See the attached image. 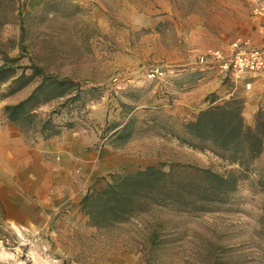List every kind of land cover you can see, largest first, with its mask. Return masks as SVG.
Returning <instances> with one entry per match:
<instances>
[{
    "label": "rangeland",
    "instance_id": "1",
    "mask_svg": "<svg viewBox=\"0 0 264 264\" xmlns=\"http://www.w3.org/2000/svg\"><path fill=\"white\" fill-rule=\"evenodd\" d=\"M72 1L48 0L30 11L25 1L17 7L16 0H0V32L17 10L21 26L18 52L15 41L1 39L0 52L15 50L10 58L20 57L19 66L33 64L45 75L70 80L84 91V106L62 105L66 99L42 104L33 124L18 127L27 141L32 147L37 139L53 141V145L59 142V136L45 140L41 134L42 121L55 111L53 122L61 134L89 136L93 151H107L116 159L113 166L86 179L70 174L66 185L72 192L80 197L88 187L103 189L110 173L149 165L162 164L167 171L174 164L193 165L221 174L237 169L209 150L179 143L167 129L179 133L183 123L209 107L188 99L185 93L191 84L201 82L200 88H206L211 99L230 97L233 81L217 68L195 71L202 69L198 57L208 49H225L239 38L253 41V0H168L171 12L164 14L154 8L152 0H129L131 8L123 0H97L82 8ZM133 5H139L141 12L147 5L154 8V13L145 11L151 18L167 16L158 23L166 58L161 50L158 54L154 41H143L158 26L157 20L144 18ZM187 39L196 44L191 46ZM210 43L221 45L210 47ZM179 47L188 58H194L190 64L168 63L167 56L172 57ZM189 67L194 68L192 73L175 76L176 71ZM166 70L161 79H148L150 73ZM41 82V78L35 79L22 94L30 95ZM242 90L252 91L239 86L237 96ZM251 107L250 114L243 111L249 125L264 110L263 97ZM131 117L134 137L112 146L111 130ZM42 156L43 163L60 159L49 149ZM43 163L34 158L18 166H32L40 174ZM263 166L264 151L255 172L241 179L222 202H208L203 210L167 206L108 228L90 225L81 211L80 198L71 201L69 190L60 192L63 185H53L42 199H0V264H264V255L257 250L264 247V184L258 182ZM157 219L167 222L159 230L157 244L152 245L148 241L150 225Z\"/></svg>",
    "mask_w": 264,
    "mask_h": 264
},
{
    "label": "trees",
    "instance_id": "2",
    "mask_svg": "<svg viewBox=\"0 0 264 264\" xmlns=\"http://www.w3.org/2000/svg\"><path fill=\"white\" fill-rule=\"evenodd\" d=\"M4 62L0 68V101L30 86L35 79H42L26 99L4 107V115L11 124L24 129L26 122L33 124L42 104L57 99H66L62 105L71 104L75 108L84 106V91L78 84L45 75L41 68L33 64L19 66L20 57L5 56ZM193 71L194 68L189 67L176 73L182 77L183 73ZM52 92L57 94L40 99L42 95ZM211 97L205 100L209 107L183 123L179 133L167 131L179 143L193 149L209 150L238 168L221 174L209 168L180 164H174L167 171L162 164H158L114 171L109 174L105 188L90 187L80 201L81 211L89 218L90 225L108 228L167 206L186 211L203 210L208 202H222L237 189L241 179L256 171V162L264 151V110H260L253 125H249L243 113L244 101L236 93L226 100L217 95L213 99ZM219 101L222 103L215 105ZM55 113L53 111L41 123V134L45 140L61 135V130L53 122ZM133 120L131 117L125 124L111 130L112 146L126 143L134 137ZM72 126L69 124V127ZM258 182L264 184V166ZM166 222V219H157L151 223L152 232L148 241L152 245L157 244L159 230ZM257 250L264 255V247L260 246Z\"/></svg>",
    "mask_w": 264,
    "mask_h": 264
},
{
    "label": "crops",
    "instance_id": "3",
    "mask_svg": "<svg viewBox=\"0 0 264 264\" xmlns=\"http://www.w3.org/2000/svg\"><path fill=\"white\" fill-rule=\"evenodd\" d=\"M5 1L12 3V0ZM20 1H25L27 8L30 11H34L35 9L41 8L45 5L48 0H16L17 7H19ZM95 1L97 2V0H73L72 2L82 8L83 6L93 5ZM152 1L154 8L158 7L156 10L159 13L164 14L171 12V6L168 0ZM123 2L126 8H131L129 0H123ZM148 7V5L143 7V11L141 12L139 5H133V9L136 12H141L144 15V18H149L148 20L151 21L157 20L155 22L156 25H158L155 28L156 30H152L150 35L144 38L143 41H154V43H156L155 46L158 54L161 50L163 54L162 58H166L164 50L161 49L159 37L161 28H159L158 23H160V21H164L163 19L165 17L167 18V16L151 18V16H147L145 14V11L154 13V8ZM15 15V18L12 17L10 21H7L3 25V29L0 32V39L3 42L15 41L17 43L16 51L18 52L21 34L20 14L18 10ZM168 19L170 20V18ZM250 37L256 45L264 44L263 38L256 32H252V29ZM187 41L191 42V46L196 44L193 40L190 41V39H187ZM218 45L221 44H209L210 47H217ZM223 48L224 47L220 49ZM15 53V50H13L10 54L0 52V68L5 64L4 57H12ZM158 58L160 59V56H158ZM167 58L170 59V62L168 63L174 65L176 64L177 66L183 63L190 64L194 59L192 56L188 58L186 54L182 53L180 47L174 50L172 57L167 56ZM167 71L168 70H166V75ZM175 76H179V74H176ZM12 80L9 81L7 85H9ZM251 82L252 86L250 89L252 91L249 92L250 94L244 90L240 93V97L244 101V111L249 114L251 113V105L253 104V101L263 97L264 102V78L252 79ZM200 84L201 82L198 84H191L189 86L190 91L185 93L193 104L201 102L205 104V100L208 97V94L205 93L206 88H200ZM242 86L244 87V82H240V87ZM29 87L30 86L0 101V122H3V125L0 124V199L3 202L21 200V198L25 196H36L38 199H42L50 192L53 185H56L59 188L63 185L66 186V188H63L62 186V190L60 191L59 189L60 192L63 191L62 193H65V191L69 190V195H67L71 201H75L79 198L81 201L84 195L78 197L76 193L72 192L73 190L70 189V186L68 187L66 185L68 184L67 178H69V175L73 174L76 177L86 179L99 171L113 166L116 159L107 151L99 153L93 151L90 147L92 140L89 136L75 138L62 133L61 136H59V142H55L56 145L51 143L53 141L45 143L43 139L41 141L40 139H37L38 143L32 147L22 131L7 120L3 111L5 106L15 105L26 99L29 95L24 96L22 93H24ZM45 149H49L51 153L59 155V162L43 163L44 159L42 155ZM34 158L35 160L36 158L39 159L40 162L43 163L44 172L36 174L33 171L32 166H26V168L25 166L23 168L18 166L20 162L29 163L32 162ZM119 160H121V157H119ZM53 167H57L55 171L52 170ZM89 188L90 187H88V189Z\"/></svg>",
    "mask_w": 264,
    "mask_h": 264
},
{
    "label": "built area",
    "instance_id": "4",
    "mask_svg": "<svg viewBox=\"0 0 264 264\" xmlns=\"http://www.w3.org/2000/svg\"><path fill=\"white\" fill-rule=\"evenodd\" d=\"M251 21L254 32L264 40V0H253L251 7ZM201 70L217 68L225 78H230L234 88L230 96L234 95L244 82V86L250 89L252 79L264 78V44L256 45L248 39H236L226 49H208L198 57ZM166 75L165 71L152 72L148 79H161Z\"/></svg>",
    "mask_w": 264,
    "mask_h": 264
}]
</instances>
